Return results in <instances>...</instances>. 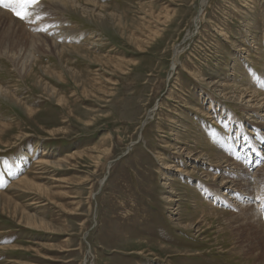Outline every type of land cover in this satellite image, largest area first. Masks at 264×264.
<instances>
[{
	"label": "rangeland",
	"instance_id": "rangeland-1",
	"mask_svg": "<svg viewBox=\"0 0 264 264\" xmlns=\"http://www.w3.org/2000/svg\"><path fill=\"white\" fill-rule=\"evenodd\" d=\"M47 1L29 21L0 7L29 27L48 11L39 24L59 37L46 47L40 28L0 17V264H264L240 202L213 214L199 191L236 175L210 139L225 117L252 131L242 107L251 76L264 86V0ZM26 175L44 191L13 187Z\"/></svg>",
	"mask_w": 264,
	"mask_h": 264
},
{
	"label": "bare ground",
	"instance_id": "bare-ground-1",
	"mask_svg": "<svg viewBox=\"0 0 264 264\" xmlns=\"http://www.w3.org/2000/svg\"><path fill=\"white\" fill-rule=\"evenodd\" d=\"M79 2H80V0L79 1L78 0H54V1H47V2H45V4H47L49 6L50 5L52 6L50 10H56L58 8H62L63 10L67 11V9L76 10L78 7H75V6H77V4H79ZM204 2H205V0H200V6L201 7L204 4ZM86 4H87V6L90 5L94 9L97 8V6H96V4L94 2L88 1V3H86ZM72 10H71V13H72ZM84 12H82V13H84ZM86 12H88V11H86ZM47 13H48V11L44 12L43 15H40V14H37V13L34 12L32 17L34 19L33 22H36V24H37V25L35 24L36 26L34 25L35 27H32V26L29 27L28 25L24 26L23 23H20V21L14 19L9 13L4 12L2 10H0V17L8 18L11 22H14L16 24H21L25 29L35 32L34 29H37V28L46 29L47 30V27H43L42 24H39L40 21H41L40 23H42V22L44 23V21L46 20ZM89 13H91V12H89ZM200 13L201 12H199L197 14V18H198V15L200 16ZM198 19H196V18L194 19V24L198 23ZM51 27H50L51 28L50 31H46V35H48L47 38H49L50 35H55V32L57 31L56 26H51ZM42 33H44V32L40 31L39 33H37L35 35L39 39H42L40 41L41 44L46 45V47L48 45L57 46V40H59L58 35H55L54 36L55 39H52L50 41L52 43H48L45 39H43L45 36H43ZM158 33L159 32H157V31L154 32L155 35H157ZM174 52L175 53H173V58H172V61L170 63V66H169V72H172V73L175 71V68H177L176 67L177 66V59H178V55H179V53L176 51V48H174ZM250 80H251V83L254 82L255 89H253L251 91L253 93H251V94L246 96L247 97V99L245 100L246 105H244L242 108L245 111V115L247 117V122H249V124L245 123V126L246 127L249 126L250 127L249 129H251L253 132L257 133L258 136L255 137L256 140L254 141V143L252 142L253 140L252 141H246L245 139H243L242 143H240V145H239V149L241 150V154L243 155L244 159L249 161V163H251V165L250 164L246 165L245 162L241 163L243 168H245V169L252 168L255 171L250 172L251 170L250 171L246 170L247 172H245L242 168L240 169V167H242V166L235 162L236 161L235 158L231 157L229 159L226 155L221 156L219 161H218L220 163V166H221L220 167V171L224 167H227L226 165H228L230 167L234 166L233 170L235 169L234 173L236 175H233L234 177L233 176H221V175L220 176H214L213 175V178H211V180H213V182L217 181V183L214 182V184H218L217 187L218 188L220 187L219 190H223L224 191V193H222L221 196H219L220 194L219 195H213L212 193H210V196H212V198H214L215 202L222 201L224 203V200H226V199L229 200V197L232 196V193L231 194H229V193L225 194V191H227L229 189L234 190L235 193H236V191H240L241 193H246V194L250 195L253 198L258 194L259 191H263V193H264V189H263L264 188V163H263V165L260 168H257L256 161H253V163H252V157L250 156V154L247 151V148H249V147H253V148H257V149L259 148L260 149V147H259L257 142L260 139L263 138V136L261 134H259V131H258L256 126L259 125V124L264 126V114H261V116L259 114L261 112H264V96L257 95V94L260 93V90L264 91V86L260 83L259 79L256 78V76H254V75L251 76ZM248 93H250V92H248ZM209 111L211 113L212 109L210 110V108H209ZM256 116L259 119H257V121L254 120V121H256V124H257V125H254L252 123L254 121L251 118L252 117L255 118ZM227 117H225V120H224L223 124L229 120L230 124H229L228 127L229 128H230V126L233 127L232 121L230 120L229 117L227 119ZM234 130H235V128H234ZM257 137H258V139H257ZM203 157H206L204 161H207V156H204L203 154H200V156L195 158V160H201ZM203 162H202V164L204 165ZM40 163L42 164L43 162H40ZM50 165L53 167V166H58L59 164L58 163H51ZM207 166H212V165L209 162H207ZM237 167H239V168H237ZM238 171H240V173ZM12 185H14L13 187H23V188L26 187L25 189H32V190L36 189L37 191L38 190L39 191H44V189L41 186H39L38 184H36L33 180H31L28 175L22 176L19 180H16ZM205 190H206V193L209 192V190L207 188ZM236 194H238V193H236ZM1 198H3L2 194H0V199ZM233 200L237 201L238 203L240 202V200H238L237 198H233ZM174 201H177V200H174ZM235 201L234 202L229 201V203H232L233 204L232 206L237 207V204H235L236 203ZM210 202L211 203H209L208 207H209V209L211 211H213V214H214L219 209L213 208L212 207L213 206L212 200ZM0 207L2 208V204L1 203H0ZM251 208H253V207L251 206ZM263 208H264V205H263ZM237 210L238 211L243 210L244 212L246 211V215H248V216L245 217V219H246L248 225L252 226V225L256 224L257 226H259L262 229V230L256 229V230L252 231V236L254 238H256L258 236L259 232H262L264 234V224L261 222L263 219L261 218L262 220L260 221V219L258 217L259 214H257L256 211L254 212L255 209L254 210L253 209L250 210L249 208H246V207L242 206V204H240L238 206ZM257 210H259V209H257ZM263 211H264V209H263ZM22 217H25V219H26V226L28 228H30V229H33V230H36L37 228L40 227V225H44L45 224L42 219L38 220L35 216H32V215H30L28 213H23ZM252 220L254 222H251ZM36 222H38V224Z\"/></svg>",
	"mask_w": 264,
	"mask_h": 264
},
{
	"label": "snow or ice",
	"instance_id": "snow-or-ice-1",
	"mask_svg": "<svg viewBox=\"0 0 264 264\" xmlns=\"http://www.w3.org/2000/svg\"><path fill=\"white\" fill-rule=\"evenodd\" d=\"M38 3L39 0H0V7L9 9L20 21H28L31 15L28 9ZM39 31H46V29H39ZM256 198L259 199L260 197L257 196Z\"/></svg>",
	"mask_w": 264,
	"mask_h": 264
}]
</instances>
